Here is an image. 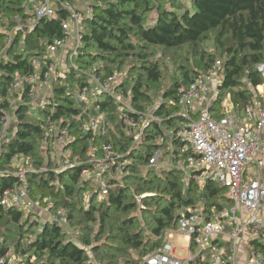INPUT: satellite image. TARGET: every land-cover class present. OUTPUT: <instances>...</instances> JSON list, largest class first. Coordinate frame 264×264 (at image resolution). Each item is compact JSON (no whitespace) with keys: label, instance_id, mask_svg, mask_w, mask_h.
Returning a JSON list of instances; mask_svg holds the SVG:
<instances>
[{"label":"trees","instance_id":"trees-1","mask_svg":"<svg viewBox=\"0 0 264 264\" xmlns=\"http://www.w3.org/2000/svg\"><path fill=\"white\" fill-rule=\"evenodd\" d=\"M27 1L0 0V25L4 28L0 31V50L9 31L32 16L24 5ZM101 1L100 5L93 2L92 15L83 19L80 45L71 59L73 66L64 77L53 80L52 95L35 107L24 94L12 107L13 123L2 143L0 171L12 169L10 159L14 156L29 159L36 168L46 164L42 144L47 122L68 124L75 137L70 146L80 162L66 171L32 172L28 175L29 193L33 199H51V211L64 210L69 222L77 218L87 230L84 237L75 240L63 225L46 218L41 221L31 214L28 217L32 219H27L23 211L0 204V254L10 245L15 252H28L23 264H137L163 244L167 232L177 229L181 209L198 204L211 212L228 203L226 188L210 177L199 183L194 173L184 180L178 169L147 167L146 175H142V169L154 151L166 146L168 133L180 120L178 87L206 74L216 61H221V82L210 109L216 113L212 117L222 115L219 106L223 91H229L235 109L253 102L255 87L263 82L256 66L264 61V0H190V7L180 1V8L177 0ZM152 10L156 14L150 19ZM67 17L66 9L58 7L53 16L38 20L33 28L24 24L12 35L0 56V109L11 111L9 85L13 77L34 71L31 60H41L47 46L64 36L62 23ZM208 36L213 37L215 53L201 47ZM186 45L193 67L180 64L169 85L162 86L159 64L151 58L155 55L153 48L178 50ZM40 69L44 71L46 66L42 63ZM115 71L124 72L117 90L129 95L133 110L121 113L110 95L96 93L91 101L93 110L98 106L97 111L107 113L116 131L110 132V126L106 135H100L80 129L75 120L79 113L75 92L88 89V72L103 79ZM157 93L159 99L150 112L160 122L150 121L144 142L130 149L133 141L119 115L145 111L153 102L151 95ZM34 113L38 117L34 118ZM107 143L122 160H128L126 171L120 178L109 180L108 195L98 200L92 194L88 206H84L83 192L92 188L93 180L80 176L90 167L87 150L96 147L102 151ZM16 183L11 173H0V194ZM139 195L144 207L135 198ZM251 242L256 250L264 252V241ZM191 248H196L193 243ZM131 251L138 257L132 258ZM207 258V253L200 254L192 264H208Z\"/></svg>","mask_w":264,"mask_h":264},{"label":"built area","instance_id":"built-area-1","mask_svg":"<svg viewBox=\"0 0 264 264\" xmlns=\"http://www.w3.org/2000/svg\"><path fill=\"white\" fill-rule=\"evenodd\" d=\"M30 1V0H28ZM34 11L32 18L28 20L27 28H33L40 19L51 17L57 8L66 9L67 19L62 23L64 36L56 39L45 49L42 59H32L30 65L34 69L27 75L16 74L9 85L11 93H18V100L26 94L31 98L30 105L36 103L41 85H46L49 79L60 76V68L54 62L53 54L56 48L66 47L68 41H74V48H68L70 65L72 57L76 54L80 45V33L83 30V19L90 17L94 5L89 4L87 9L79 10L71 5L69 0H32ZM97 5L101 0H94ZM25 5V4H24ZM20 28L13 27L6 39L5 47L0 50V56L11 41L12 35ZM41 63L46 66L42 71ZM221 61H216L208 67L206 74L195 78L189 84H181L178 87V115L180 120L175 129L170 130L166 146L159 148L149 157L148 166L178 169L183 172L184 177L194 173L197 182L202 183L206 178H211L226 188L228 203L225 207L212 208L207 212L201 205H193L181 209L177 221V229L189 242V254L182 258L176 255L175 246L166 237H172L173 231L164 236V242L153 252L146 254L137 264H192L200 254H208V264H238L236 252L239 240L246 235L249 241V251L244 264H264V252L256 250L251 241H264V221L259 215L264 208V61L260 62L256 69L260 73L263 82L255 87L254 94L258 96L254 101L240 109L235 114L232 107H227L222 99V115L212 117L209 108L201 110L196 116L193 107L208 98L217 97L219 85ZM38 72V75L36 74ZM93 77L91 74H89ZM119 74L115 71L103 79L98 77V89L96 93L110 95L117 108L121 111L133 110L130 102L123 100V93H118L117 86L120 83ZM40 78V80L37 79ZM53 79V80H54ZM76 103H83L87 98V88L76 91L74 94ZM211 99V98H210ZM3 98L0 96V102ZM33 101V103H32ZM11 105V101H10ZM14 109V107H13ZM98 109V106L95 107ZM0 152L2 143L5 141L13 115L9 110L0 109ZM13 112V111H12ZM142 110H135L131 116L119 115L121 124L128 135L140 138L145 135L146 126L150 121L160 122L159 118L150 112V117L141 123ZM105 112H87L79 110L75 116L76 121L83 122V130L95 133L100 122H103ZM46 137L42 144V153L46 157V150H54L56 158L54 167L46 164L36 168L30 164L29 159L14 156L10 159L11 170L0 171V173H11L16 177L15 186L5 188L0 194V204L3 207H13L29 214H46L45 218L53 223H58L67 228V216L64 210L53 213L50 209L54 201L49 198L33 199L29 193L28 175L32 172H43L50 169L53 172L66 171L76 166L80 161L73 158L74 152L70 143L75 138L70 133L68 124L62 121L49 120L45 126ZM164 142V137H160ZM177 143V144H176ZM98 148L92 147L87 150L89 168L84 169L80 176L82 178H95L99 182L91 183L92 188L83 192V200L86 206L90 197L96 196L98 200L109 193V180L120 178L126 171L125 165L128 160L121 159V155L112 150L110 143L102 145L104 156L96 155ZM116 154V155H115ZM73 155V156H72ZM72 156V157H71ZM190 169L186 174V169ZM120 172L119 177L110 176L108 179L101 178L109 171ZM186 177V178H187ZM43 214V215H44ZM229 243L230 247L225 244ZM191 243L196 247L191 248ZM12 248L8 247L0 254V264H23L28 258L26 252H20L18 259L13 258ZM59 264V263H58Z\"/></svg>","mask_w":264,"mask_h":264},{"label":"rangeland","instance_id":"rangeland-1","mask_svg":"<svg viewBox=\"0 0 264 264\" xmlns=\"http://www.w3.org/2000/svg\"><path fill=\"white\" fill-rule=\"evenodd\" d=\"M93 1L94 0H70V3H71L72 6L78 8L79 10H84V9H87L88 5L90 3L92 4ZM166 1L164 2V4L170 5ZM180 1H182L184 4H186V6L190 7V0H177V5L179 6V8L181 7ZM54 2L56 3L55 0H54ZM34 3L35 2L32 1V0L27 1L25 3V7H26L28 15H32V13L34 11V8H33ZM155 14H156V11L152 10L148 14V18H150V19L154 18ZM27 23L28 22L21 23V21H20V22H18L17 27L22 29V28L25 27L24 24L27 25ZM1 30H4V28L1 27V25H0V31ZM5 43H6V40H5ZM213 46H214V40H213V37H211V36H208V38L205 39V41L201 45L202 49L203 50L205 49L206 52L215 53V51L213 49ZM68 48H71L70 51L73 50L74 41H72V40L68 41V45L66 47H64V48L63 47L56 48L55 52L53 54H50L53 57L56 66L58 68H60V70H59L60 76L59 77H64L66 75L67 71H69V69L71 67L70 58L68 57V52H67ZM189 48L190 47L187 46V45L182 47L181 49H178V50H175V49H164V48H161V47L160 48H158V47H154L153 48L154 51H155V55L153 57H151V58L153 60H156L158 62V64H159L160 71H161L160 84L162 86H168L169 85L170 80L177 75L176 67H178L180 64L181 65L187 64L189 67H191V68L193 67V57L190 54V52L188 51ZM116 72L120 75L119 79L121 80L123 75H124V72H122V71L121 72L116 71ZM36 74L38 75L37 71H36ZM88 74H91L93 77H91L89 75L90 76V84H89V87L87 89V98H86V100L83 103L77 104V107L79 108V110L80 109L81 110H86L88 113L89 112H92V113L95 112V114H96L97 110L96 109L93 110V107H92L93 104L91 103V101L97 95L96 92H97V89H98V77L95 74L91 73V72H88ZM37 79L40 80L39 77H37ZM53 79L54 78L49 79L46 85H43V86L41 85L39 95L37 96V99H36L37 102L33 103V101H32L33 106L38 107L39 105H43V103L47 99V97L52 95V88H53V85H54ZM120 92L123 93V100L125 102H128L129 98H130L129 95L124 94V92L122 90L118 91V93H120ZM148 92L149 93H153L154 91H152V90L150 91L149 90ZM228 93H229L228 90L227 91H223V94H227L229 96L230 93L229 94ZM157 95H158V93L154 94V95L153 94L151 95L153 102L150 103L148 105L149 108H147L145 110V112H143V115H142V118H141V121H140L141 123H143L147 118L150 117L151 108L154 105V103L156 102V100L159 99ZM18 101H19L18 100V93L17 92H13L12 93V97H11V111H10L11 115L13 114L12 113V107H14ZM34 114H35L33 116L34 118L38 117L37 113H34ZM83 123H84V121L79 123V128L80 129H84V127H82ZM114 125H115L114 122L111 124V121H109L107 119V113H105L104 120H103V122H100L98 124V127L95 130V133L96 134H100V135H106L107 132H108V129H110V126H111L110 132L115 133L114 131H116V129H115ZM130 137H131V139L133 141V144L131 145L130 149L140 147L141 142H144V140H145V135L144 134L140 138H134L131 135H130ZM46 155L47 156L45 157V160L46 161H50L49 162L50 163L49 167L50 168L54 167V159L56 158L54 150H48L47 149L46 150ZM96 155L98 157H102V156H104V153L102 151H97ZM76 157L77 156L74 154L73 158H76ZM147 167H149V166L148 165L143 166L142 175H146L148 173L147 170H146ZM154 169H155V167H154ZM161 169H166V168H161ZM185 172L188 175L189 172H190V169L187 168ZM120 175H121L120 172H116L114 170H111V171L107 172L101 179L102 180L108 179L110 176L119 177ZM186 177H184V180L187 179ZM96 182H99V179L95 178V180H92V183H96ZM224 191H226V189ZM135 198H136L137 202L140 203L139 206L144 207L143 204H142L141 196L140 195L139 196H135ZM83 202H84V200H83ZM84 206H86L85 203H84ZM53 213H55V211ZM43 214L42 215L31 214V217H36V218H38L39 220L42 221V220H44V218L46 216V214H44V215ZM24 216L27 217V219H32L31 217H28L29 215H27L25 212H24ZM259 218H260V220L264 221V208L261 211V214L259 215ZM24 219H26V218H24ZM67 220H68L67 227H68V230H69V235L71 237H73L75 240H78V238H81V237L85 236V234L87 233V230L84 228V223H79L77 218H74L72 220V222L71 221L69 222L68 218H67ZM166 239L175 246L176 255H178L179 257H182V258H185V257L188 256V254H189V250H188L189 242L186 241V239H185L183 234H180L178 232L173 231L172 237H166ZM94 241L96 242V240H94ZM10 247L12 248V253H11L12 257L13 258L15 257V258L18 259L19 253L21 251L15 252L14 248L11 245H10ZM88 252H89L90 258L92 260H94L91 252L90 251H88ZM27 255H28V252H27ZM131 256H132V258L133 257L134 258L138 257L137 253L133 252V251H131ZM30 259L33 260L34 257H32Z\"/></svg>","mask_w":264,"mask_h":264},{"label":"crops","instance_id":"crops-1","mask_svg":"<svg viewBox=\"0 0 264 264\" xmlns=\"http://www.w3.org/2000/svg\"><path fill=\"white\" fill-rule=\"evenodd\" d=\"M255 98H258V96L254 95V99ZM222 99L224 100L223 102H224L225 106H227V107H232L233 106V104L231 102L230 95L228 96L227 94H223L222 93L221 94V100H220V106H219V110H220L221 114H222V112H221V110H222ZM254 99H253V101H254ZM214 101H215V97H212V95H210L208 98H206L203 101H201L200 103L196 104L193 107V111H194L195 116L203 109L209 108V110H210ZM212 110H213V107H212ZM232 111L235 114H238L237 112H240V109L233 108ZM212 113L216 114L215 111H212ZM246 237H247L246 235H243V237H241V239L239 240L240 243L238 244V250H237L236 255H235L236 262L238 264H244L245 263V259L247 257V253L249 251V244H248L249 241L248 242L246 241ZM225 246L228 247V248L230 247L228 242L225 244Z\"/></svg>","mask_w":264,"mask_h":264}]
</instances>
